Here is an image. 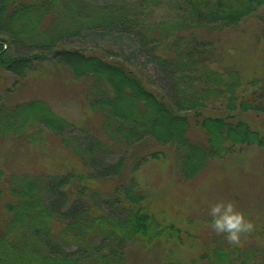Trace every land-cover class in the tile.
Listing matches in <instances>:
<instances>
[{
  "label": "trees",
  "instance_id": "16d2710c",
  "mask_svg": "<svg viewBox=\"0 0 264 264\" xmlns=\"http://www.w3.org/2000/svg\"><path fill=\"white\" fill-rule=\"evenodd\" d=\"M162 6L172 14L157 16ZM260 7L264 0H0V75L15 80L5 97L35 72L60 75L67 87L79 83L88 108L76 123L39 98L22 105L0 98V137L20 139L33 152L44 136L45 147L55 138L66 157H45V176L19 175L10 193L0 187V204L11 214L0 222V264H138L126 250L132 244L179 242L186 230L161 219L127 175L146 157L111 153L149 140L160 147L153 160L164 149L174 155L185 185L213 160L226 163L246 147L264 150V119L260 129L248 121L251 112L264 118V69L225 70L214 37ZM91 31L128 38L135 60L148 59L157 80L102 47L65 42ZM225 235L208 234V247L191 264H264V249L254 254V244L235 245Z\"/></svg>",
  "mask_w": 264,
  "mask_h": 264
},
{
  "label": "rangeland",
  "instance_id": "374dc122",
  "mask_svg": "<svg viewBox=\"0 0 264 264\" xmlns=\"http://www.w3.org/2000/svg\"><path fill=\"white\" fill-rule=\"evenodd\" d=\"M155 11L157 16L166 17L172 14L166 6L158 7ZM254 16L235 28L220 30L214 36L215 39L219 38L217 43L220 44L224 57L222 54L217 57L220 63L224 64L225 70L229 67H237L241 73L258 75L264 69V25H262L264 7L258 8ZM199 32L200 30L198 34ZM65 42L82 48L102 47L113 56L126 59L138 68H143L152 80L158 78L154 66L148 59L141 57L135 60L133 44L124 36L91 31L81 38ZM65 42L62 43L65 44ZM14 82L12 75H0V98L8 100L11 105H22L32 98H39L47 101L64 119L77 123L85 117L83 110L88 108L85 104H81L84 99L79 96L81 92L79 83H73V89L70 88L71 86H65L66 80L63 76L55 75L48 79L45 75L40 76L35 72L22 80L21 86L20 82L17 83L14 91L5 97L6 88L13 86ZM263 119L257 113L248 114V121L255 128L260 129ZM43 131L45 135V128ZM100 138L104 139L102 136ZM59 149L60 152H58ZM122 149L118 145L114 146L115 153L112 152V156H117L116 158L122 155L146 157L145 163L140 165L138 170L129 174L127 172V175L135 177L140 183L147 195V203L153 206L155 213L162 215L161 219L168 217L171 223H176L186 230L185 233H181L179 242L157 243L156 246L144 249L136 247L137 244H132L126 248L127 251L131 250L128 254L131 260H141L138 264H162L164 261L173 264H191L198 260L208 247L206 246L208 234L214 236L224 234L217 233L209 222L212 218L211 204L221 199L234 200L237 207L243 210L246 217L254 223L251 231L241 234L238 244H248L247 247L254 244L251 250L248 248L254 254L257 248L264 249V150L262 148L246 147L226 163L213 160L203 174L191 181H185V185L179 177V164L169 150L164 149L165 157L155 161L150 157V153L160 147L149 140L137 144L127 153H122ZM58 153L66 158L60 142L55 138L45 147L44 136V143L41 142V145H38L37 150L33 152L32 146L20 139L0 137V171L2 173L0 187L10 193L14 188H18L19 175L45 176V157L53 160ZM110 157L108 155L107 161L113 163L115 160ZM5 199L8 200V197ZM107 209L116 211L115 206L105 207V210ZM10 216L11 214L0 204V222ZM187 231H190L188 235ZM248 250L246 251L250 253Z\"/></svg>",
  "mask_w": 264,
  "mask_h": 264
},
{
  "label": "clouds",
  "instance_id": "9594fccd",
  "mask_svg": "<svg viewBox=\"0 0 264 264\" xmlns=\"http://www.w3.org/2000/svg\"><path fill=\"white\" fill-rule=\"evenodd\" d=\"M211 226L217 233L226 234L230 242L239 243L241 234L251 231L254 223L247 218L232 199H221L210 206Z\"/></svg>",
  "mask_w": 264,
  "mask_h": 264
}]
</instances>
